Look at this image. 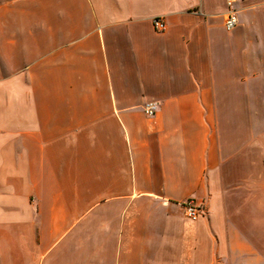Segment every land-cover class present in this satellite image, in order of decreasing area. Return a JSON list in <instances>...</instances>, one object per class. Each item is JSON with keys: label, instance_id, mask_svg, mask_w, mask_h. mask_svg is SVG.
<instances>
[{"label": "crops", "instance_id": "crops-1", "mask_svg": "<svg viewBox=\"0 0 264 264\" xmlns=\"http://www.w3.org/2000/svg\"><path fill=\"white\" fill-rule=\"evenodd\" d=\"M232 8L0 0V264H264V0Z\"/></svg>", "mask_w": 264, "mask_h": 264}, {"label": "built area", "instance_id": "built-area-1", "mask_svg": "<svg viewBox=\"0 0 264 264\" xmlns=\"http://www.w3.org/2000/svg\"><path fill=\"white\" fill-rule=\"evenodd\" d=\"M233 0H225L226 11L224 13L223 27L226 31H231L237 25L235 11L232 8ZM154 30L158 33L163 32L165 23L160 18H154L152 21ZM147 116H153L155 113V104H149L144 108ZM184 217L190 221H197L203 216V208L193 199H187L181 204Z\"/></svg>", "mask_w": 264, "mask_h": 264}, {"label": "rangeland", "instance_id": "rangeland-1", "mask_svg": "<svg viewBox=\"0 0 264 264\" xmlns=\"http://www.w3.org/2000/svg\"><path fill=\"white\" fill-rule=\"evenodd\" d=\"M258 67H253V69H257ZM240 68L239 67H236L235 66V69H234V74L237 76L240 75ZM257 73V72H255ZM261 73V72H260ZM261 77V76H260ZM249 88L251 90H257L260 91L261 90V80H252V81H249V82H234L232 84V87L231 89H233V91L235 93H237L239 96L237 95H234L232 97H228L226 100V104L229 105V106H234V105H238L240 103V101H242L243 99L241 98L240 94L243 93V91L246 90V88ZM251 100V104L253 103L255 106H257L258 104H261V98H255V99H250ZM146 115V114H145ZM154 115V114H153ZM147 116V115H146ZM234 116H236V114H234ZM148 117H151V116H148ZM256 121V119H253V121ZM182 211V215L184 216L183 214V209L181 210Z\"/></svg>", "mask_w": 264, "mask_h": 264}]
</instances>
